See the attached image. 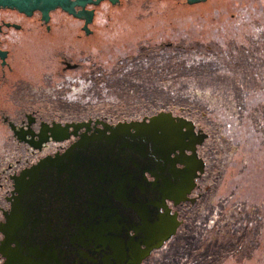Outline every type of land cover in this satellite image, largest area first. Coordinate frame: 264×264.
Here are the masks:
<instances>
[{
    "label": "rangeland",
    "instance_id": "1",
    "mask_svg": "<svg viewBox=\"0 0 264 264\" xmlns=\"http://www.w3.org/2000/svg\"><path fill=\"white\" fill-rule=\"evenodd\" d=\"M195 6L103 5L99 52L85 59L93 71L5 104L69 121L117 123L162 110L194 120L211 136L201 149L202 185L211 188L145 264H264V0ZM13 148L7 141L6 152Z\"/></svg>",
    "mask_w": 264,
    "mask_h": 264
},
{
    "label": "water",
    "instance_id": "2",
    "mask_svg": "<svg viewBox=\"0 0 264 264\" xmlns=\"http://www.w3.org/2000/svg\"><path fill=\"white\" fill-rule=\"evenodd\" d=\"M102 1L0 0V9L40 12L45 22L60 9L85 20L88 30L95 11L87 7ZM51 131L57 141L79 140L15 179L0 226L5 264H143L174 239L183 221L173 208L197 200L206 170L199 148L209 133L167 110L114 124L54 123Z\"/></svg>",
    "mask_w": 264,
    "mask_h": 264
},
{
    "label": "flooded vegetation",
    "instance_id": "3",
    "mask_svg": "<svg viewBox=\"0 0 264 264\" xmlns=\"http://www.w3.org/2000/svg\"><path fill=\"white\" fill-rule=\"evenodd\" d=\"M127 2L128 0H120V4L114 6L109 0H103L98 6H88L87 10L95 11L88 30L85 28V20L75 18L60 9L51 12L48 22L43 21L40 12L27 16L16 10L0 9V226L6 223V214L11 209L15 179L20 173L45 157H55L63 153L79 140L71 136L68 140L57 141V137L51 131L54 123L65 125L80 122L49 119L43 114L44 111L25 109L13 100L12 104L6 105L4 96L12 98L19 91L38 93L58 85L59 81L68 80L74 74L81 75L93 71L87 68L85 59L91 55L90 53L99 52L100 8L105 4L110 8H121L126 6ZM90 119L92 118L87 120ZM109 123L114 124L111 121ZM196 125L202 128L201 125L197 123ZM98 127L103 128L101 125ZM7 141L14 145L8 153ZM202 147L199 148V154L205 160L201 154ZM7 159L14 163H9L6 169ZM206 172L207 162L205 173L197 179L193 195L197 199L196 202L173 208L183 221L181 228L186 224L182 211L188 212L187 207L195 206L211 188L210 186L204 188L202 185L207 178ZM181 228L172 241L177 238ZM4 241L5 237L0 232V249ZM172 241L162 250H165ZM158 252L153 253L143 264ZM0 264H5L1 253Z\"/></svg>",
    "mask_w": 264,
    "mask_h": 264
},
{
    "label": "trees",
    "instance_id": "4",
    "mask_svg": "<svg viewBox=\"0 0 264 264\" xmlns=\"http://www.w3.org/2000/svg\"><path fill=\"white\" fill-rule=\"evenodd\" d=\"M175 4H176V6H179L180 8L185 7V6H189L185 0H175ZM194 7H196V6H194ZM118 28H120V27H118ZM122 28H124V26H122ZM129 33H131V31ZM4 97H6V96H4Z\"/></svg>",
    "mask_w": 264,
    "mask_h": 264
}]
</instances>
